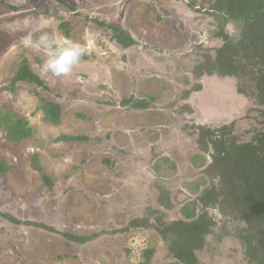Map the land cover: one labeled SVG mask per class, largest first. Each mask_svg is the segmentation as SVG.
I'll return each instance as SVG.
<instances>
[{
  "label": "rangeland",
  "instance_id": "rangeland-1",
  "mask_svg": "<svg viewBox=\"0 0 264 264\" xmlns=\"http://www.w3.org/2000/svg\"><path fill=\"white\" fill-rule=\"evenodd\" d=\"M67 1L75 10L57 0H0V116L15 113L34 129L15 143L0 124V160L8 167L0 173V264H181L155 228L130 222L143 217L154 223L160 214L165 221L187 219V209L198 216V196L212 182L203 170L211 158L199 142V126L234 122L238 142L251 141L261 126V106L238 92L241 79L196 73L223 43L221 22L210 8L214 0ZM41 14L64 37L60 25L70 21L68 39L87 50L69 76L43 73V52L22 45L23 31H10L23 28L12 21ZM86 17L120 25L138 43L122 48ZM225 29L236 32L233 24ZM25 58L59 93L49 94L64 105L59 124L39 108L41 87L9 88ZM132 96L151 106L121 103ZM61 135L89 139L67 142ZM35 153L53 189L33 166ZM161 189L171 208L159 202ZM208 210L217 224L197 252L200 261L247 264L234 233L218 240L224 218L218 209ZM65 232L98 236L81 244Z\"/></svg>",
  "mask_w": 264,
  "mask_h": 264
},
{
  "label": "trees",
  "instance_id": "trees-1",
  "mask_svg": "<svg viewBox=\"0 0 264 264\" xmlns=\"http://www.w3.org/2000/svg\"><path fill=\"white\" fill-rule=\"evenodd\" d=\"M57 1L70 11L75 10L69 1ZM8 8L18 9L15 5H8ZM210 8L217 13L215 15L221 22L217 36L223 43L216 49L214 56H205L196 67V73L199 77L217 74L241 79L243 85L238 86V92L261 106V126L251 141L240 143L233 135L234 122L217 128L200 125L199 142L211 158L203 170L212 181L211 186L198 196L202 212L197 216L196 209H187V219L174 221H165L160 214L154 223L137 217L130 222V226L155 228L168 242L172 256L181 264H203L197 252L205 247L207 236L214 234L217 221L209 214L208 209L216 208L224 218L218 240L234 233L243 248L247 264H264V0H214ZM86 22L106 30L111 40L124 49L138 43L120 25L89 17H86ZM226 24H233L236 30L233 35L226 31ZM72 25L70 21H63L60 25L66 29V38L71 36ZM19 83L41 87L44 92L37 94L39 108L44 117L54 124L61 122L64 105L49 95L60 97L59 93L33 71L26 58L21 61L9 88L15 91ZM201 89L200 84L195 91ZM121 103L136 109H147L151 106L150 100L134 96L123 99ZM0 124L6 136L15 143L29 139L34 133L29 120L15 113L2 114ZM58 139L67 142L86 141L89 137L61 135ZM32 163L41 173L44 183L53 189L54 180L43 172L37 153L33 155ZM7 169L5 161L0 160V173ZM159 202L171 208L172 201L167 189H161ZM63 235L69 241L84 244L95 239L98 233L77 235L65 232Z\"/></svg>",
  "mask_w": 264,
  "mask_h": 264
},
{
  "label": "clouds",
  "instance_id": "clouds-1",
  "mask_svg": "<svg viewBox=\"0 0 264 264\" xmlns=\"http://www.w3.org/2000/svg\"><path fill=\"white\" fill-rule=\"evenodd\" d=\"M12 24H22L23 28H11V32L23 31L20 38L26 48L40 50L44 60L40 66L43 73H51L56 77L69 76L74 66L81 62L87 54L86 48L79 42L61 36L49 26L53 23L51 17L43 14L37 17H24Z\"/></svg>",
  "mask_w": 264,
  "mask_h": 264
},
{
  "label": "water",
  "instance_id": "water-1",
  "mask_svg": "<svg viewBox=\"0 0 264 264\" xmlns=\"http://www.w3.org/2000/svg\"><path fill=\"white\" fill-rule=\"evenodd\" d=\"M212 151V147H210V152ZM210 156V155H209Z\"/></svg>",
  "mask_w": 264,
  "mask_h": 264
}]
</instances>
